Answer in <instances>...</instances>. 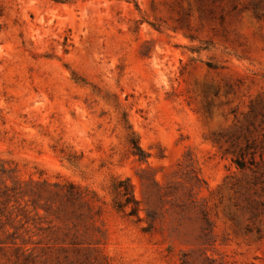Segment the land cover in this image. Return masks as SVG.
<instances>
[{
    "label": "rangeland",
    "instance_id": "1",
    "mask_svg": "<svg viewBox=\"0 0 264 264\" xmlns=\"http://www.w3.org/2000/svg\"><path fill=\"white\" fill-rule=\"evenodd\" d=\"M5 199L36 264H264V0H0Z\"/></svg>",
    "mask_w": 264,
    "mask_h": 264
},
{
    "label": "trees",
    "instance_id": "2",
    "mask_svg": "<svg viewBox=\"0 0 264 264\" xmlns=\"http://www.w3.org/2000/svg\"><path fill=\"white\" fill-rule=\"evenodd\" d=\"M134 148L136 150V154L139 156L140 159L143 158V152L139 147H137L135 141H134ZM130 191H128V188H124V191L121 195L127 196L130 195ZM3 196V195H2ZM9 204V199H5L0 205L2 208H0V233L5 236V240H2L0 237V246H4L6 244L11 245V247H14L15 252V258L16 261L21 262V264H36V255L33 253V249L31 250H21V247L16 244V239L14 237L15 234H8L4 230V225L1 222L2 218H5V224H8L12 226V223L15 222V219L17 218V215L13 216L10 212L5 214V209L7 208V205ZM24 244V243H22Z\"/></svg>",
    "mask_w": 264,
    "mask_h": 264
}]
</instances>
